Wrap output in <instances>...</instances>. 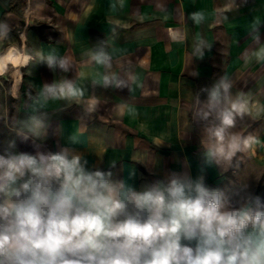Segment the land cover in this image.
I'll use <instances>...</instances> for the list:
<instances>
[{
    "label": "clouds",
    "instance_id": "obj_1",
    "mask_svg": "<svg viewBox=\"0 0 264 264\" xmlns=\"http://www.w3.org/2000/svg\"><path fill=\"white\" fill-rule=\"evenodd\" d=\"M231 5L239 6L236 0ZM187 19L201 25L207 16L194 11ZM262 28L264 18L254 16L247 35L255 47L245 51V66L264 64ZM11 31L7 21H0V46ZM112 35H117L115 28ZM19 38V45L0 50V78L9 82L13 99H19L24 76L38 65L66 75L28 94L29 110L8 125L11 137L0 141V264H264V196L250 182L234 179L240 169L237 154L258 143L232 131L248 114L245 94L233 92L236 79L224 73L197 92L193 120L201 140L196 175L187 158L180 170H162L154 155L133 157L127 169L117 161L105 167L102 158L90 162L76 136L63 137L59 125L53 130L47 111L57 101L94 111L95 99H85L87 88L77 84L87 77L77 72L69 78L76 70L73 57L55 47H29L25 32ZM173 39L182 42L179 36ZM211 47L197 37L193 57L203 59ZM86 55L88 63L111 68L113 57L105 48L89 49ZM99 83L131 91L137 80L130 84L113 74ZM50 132L63 142L49 148ZM22 144L31 151L21 150ZM118 164L125 175L117 176ZM136 165L154 179L137 186ZM209 170L221 183L207 182Z\"/></svg>",
    "mask_w": 264,
    "mask_h": 264
},
{
    "label": "crops",
    "instance_id": "obj_2",
    "mask_svg": "<svg viewBox=\"0 0 264 264\" xmlns=\"http://www.w3.org/2000/svg\"><path fill=\"white\" fill-rule=\"evenodd\" d=\"M236 3L238 7L231 0H13L11 4L0 0V21L12 26L0 50L12 43L19 45V33L25 32L29 47L45 51L55 47L60 55L75 59L76 70L69 78H76L77 72L87 77L77 84L87 88L85 99H95V110L57 101L47 111L53 130L59 125L63 137L76 136L78 148L90 162L102 158L105 167L117 161L127 169L133 166V157L154 155L162 170H180L187 158L196 175L201 140L199 125L193 120L197 92L227 73L237 81L234 94L242 92L248 101V114L237 120L232 131L258 141L237 154L240 169L234 179L250 182L264 196V64L244 63L245 51L255 47L247 27L254 16L264 18V0ZM229 6L233 10L226 13ZM194 11H204L206 22L195 25L187 19ZM261 33L264 39V28ZM175 36L182 42L174 40ZM199 36L212 43L203 59L193 57ZM100 47L112 55L111 68L87 62V51ZM193 70L199 75H189ZM113 74L130 84L137 80V84H132L131 91L104 88L99 83L102 76ZM65 75L38 65L31 76H24L20 97L14 99L11 110L6 103L10 84L0 78V141L11 137L8 125L29 110L28 94L34 95L43 83ZM118 105L123 106L119 111ZM63 137L50 132L47 146L54 147L57 140L62 143ZM19 147L31 151L28 145ZM136 167L137 186L154 179L142 165ZM114 171L117 176L125 175L119 164ZM207 182L221 183L213 170L208 171Z\"/></svg>",
    "mask_w": 264,
    "mask_h": 264
},
{
    "label": "rangeland",
    "instance_id": "obj_3",
    "mask_svg": "<svg viewBox=\"0 0 264 264\" xmlns=\"http://www.w3.org/2000/svg\"><path fill=\"white\" fill-rule=\"evenodd\" d=\"M4 88H6L5 86L3 87V89H2V93H3V90H4ZM2 96V94H0V97ZM2 98V97H1ZM6 100H7V107H8V109L9 110H11L12 109V106H13V104H14V99L11 97V95L9 94V92H7V96H6ZM1 133H2V128H0V135H1Z\"/></svg>",
    "mask_w": 264,
    "mask_h": 264
},
{
    "label": "trees",
    "instance_id": "obj_4",
    "mask_svg": "<svg viewBox=\"0 0 264 264\" xmlns=\"http://www.w3.org/2000/svg\"><path fill=\"white\" fill-rule=\"evenodd\" d=\"M10 1V4L13 2V0H9Z\"/></svg>",
    "mask_w": 264,
    "mask_h": 264
}]
</instances>
